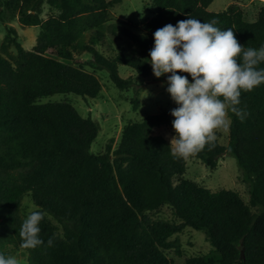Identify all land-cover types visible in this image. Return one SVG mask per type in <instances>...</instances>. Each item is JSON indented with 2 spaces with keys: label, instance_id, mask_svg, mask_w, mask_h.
Masks as SVG:
<instances>
[{
  "label": "trees",
  "instance_id": "1",
  "mask_svg": "<svg viewBox=\"0 0 264 264\" xmlns=\"http://www.w3.org/2000/svg\"><path fill=\"white\" fill-rule=\"evenodd\" d=\"M121 1L0 0L2 21L8 11L23 25L41 27L32 50L9 24L0 44V252L6 256L10 245L22 248L21 207L29 194L45 213L39 225L44 244L22 248L30 264H178L170 253L182 254L174 236L186 227L205 231L213 247L210 254L190 256L189 264H264V83L242 92L243 121L229 112L228 145L216 140L211 150L206 146L193 154L211 168L225 153L234 155L250 185V203L237 191H213L184 176L187 159H174L170 140L154 133L163 125L173 127L169 109L127 123L116 149L111 141L96 153L91 146L101 129L98 120L70 101L40 100L69 92L99 97L102 83L84 64L107 69L122 90L135 86L119 67L152 76L154 32L192 17L215 19L216 27L232 29L245 48L259 49L264 7L250 20L237 3L216 12L208 9L214 0H151L155 12L137 32L108 24L111 7ZM45 5L56 13L44 18ZM108 31L128 37L130 48L111 56L100 51L97 45ZM83 52L91 54L84 63L77 58ZM133 102L137 108L140 100ZM164 205L179 222L151 216Z\"/></svg>",
  "mask_w": 264,
  "mask_h": 264
},
{
  "label": "rangeland",
  "instance_id": "2",
  "mask_svg": "<svg viewBox=\"0 0 264 264\" xmlns=\"http://www.w3.org/2000/svg\"><path fill=\"white\" fill-rule=\"evenodd\" d=\"M239 4L246 13L247 18L254 20L260 10L264 7V0H214L208 7L211 11H224L232 4ZM155 8L151 0H122L111 7V20L108 24H126L133 30L140 32L145 23L153 16ZM56 13L49 5L44 6L42 16L49 17ZM4 20L0 19V44L6 35V26L13 25L19 34V40L26 49L32 50L38 41V34L41 27L38 25H23L18 17H13L10 12L4 11ZM131 41L128 37L113 34L108 31L106 38L97 45L98 49L107 56L114 55L123 49L130 48ZM15 53V49L12 50ZM1 54V50H0ZM77 58L81 62H86L91 58L88 52L77 53ZM89 71H95L102 83V92L99 97L91 98L78 95L73 92L56 93L42 97L45 101H70L84 116L91 115L98 120L101 129L97 138L93 141L91 149L96 153L104 152L107 144L112 141L113 150L119 146L123 127L130 122L144 119L148 114L159 113L164 109L172 110L178 105L172 100L170 93L167 92L168 84L166 76L157 78L154 73L150 77H142L134 69L128 66H120L119 71L123 77H133L135 86L129 89H120L111 80L107 69H95L84 64ZM192 81V79L190 80ZM138 88V92L136 89ZM140 100L138 107H135L133 98ZM229 115V114H228ZM230 119V115H229ZM231 123V119H230ZM155 134H161L171 141L175 136V130L171 126L163 125L157 127ZM217 141L223 145H228L230 140V124L226 130H217ZM210 188L213 191L220 189H231L240 193L244 200L250 203V185L244 178V172L239 166L238 160L234 155L225 153L218 159L215 168L208 166L203 160L191 155L187 158V171L184 175ZM30 209H36L32 197L27 194L23 198L21 213L27 218ZM257 211V208H253ZM154 219H164L171 222H179L173 208L164 205L159 210L151 212ZM179 238L181 255L172 251L171 256L178 264H189L188 258L192 255L210 254L213 250L212 244L208 241L203 230L186 227L182 232L177 233ZM6 256H16L20 264H30L29 254L22 248L14 245L4 248ZM1 253V252H0Z\"/></svg>",
  "mask_w": 264,
  "mask_h": 264
},
{
  "label": "clouds",
  "instance_id": "3",
  "mask_svg": "<svg viewBox=\"0 0 264 264\" xmlns=\"http://www.w3.org/2000/svg\"><path fill=\"white\" fill-rule=\"evenodd\" d=\"M218 21L197 18L180 20L154 32L150 63L157 78L167 77V92L178 107L171 110L175 136L170 141L174 159L215 147L217 130L229 127V112L241 121L247 113L239 105L242 92L264 83V46L245 48L232 29L221 30ZM178 72L188 73L180 75ZM45 213L30 209L19 229L21 247L35 249L44 244L40 223ZM52 246L53 239L47 241ZM0 264H20L16 256L0 253Z\"/></svg>",
  "mask_w": 264,
  "mask_h": 264
},
{
  "label": "water",
  "instance_id": "4",
  "mask_svg": "<svg viewBox=\"0 0 264 264\" xmlns=\"http://www.w3.org/2000/svg\"><path fill=\"white\" fill-rule=\"evenodd\" d=\"M169 75H171V73H169L167 76H166V78L169 76ZM244 254V251H242V255ZM244 256V255H243Z\"/></svg>",
  "mask_w": 264,
  "mask_h": 264
}]
</instances>
